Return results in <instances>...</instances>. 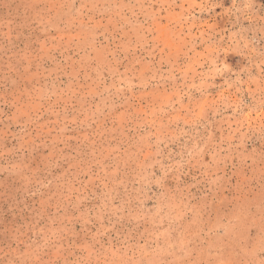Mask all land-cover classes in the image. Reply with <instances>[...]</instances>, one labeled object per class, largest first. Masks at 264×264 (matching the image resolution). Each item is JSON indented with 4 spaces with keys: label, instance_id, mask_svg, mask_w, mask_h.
I'll return each instance as SVG.
<instances>
[{
    "label": "rangeland",
    "instance_id": "rangeland-1",
    "mask_svg": "<svg viewBox=\"0 0 264 264\" xmlns=\"http://www.w3.org/2000/svg\"><path fill=\"white\" fill-rule=\"evenodd\" d=\"M0 264H264V0H0Z\"/></svg>",
    "mask_w": 264,
    "mask_h": 264
}]
</instances>
